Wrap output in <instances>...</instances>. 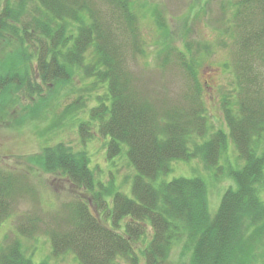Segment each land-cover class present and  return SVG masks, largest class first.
<instances>
[{
    "label": "trees",
    "instance_id": "obj_1",
    "mask_svg": "<svg viewBox=\"0 0 264 264\" xmlns=\"http://www.w3.org/2000/svg\"><path fill=\"white\" fill-rule=\"evenodd\" d=\"M0 1V95L23 89L34 108L39 112L42 106L44 112L46 91L75 94L77 80L82 97L66 112L69 120L88 115L77 126L81 140L107 138L108 161L125 146L136 172L132 198L115 193L109 207L84 151L74 153L57 144L35 158L45 173L60 175L89 197L65 204L66 220L47 232L54 257L71 253L79 264H115L120 259L162 264L173 246L183 245L180 256L190 253L187 264H264V62H254L264 60V0L234 4L235 96L233 101L224 97L221 109L241 166L228 173L232 187L213 214L201 179L158 183L174 162L200 158L209 169L226 150L227 134L210 133L198 81L200 62L188 58L190 48H166L167 57L175 54L174 62L165 58L160 70L177 73L185 93L158 109L127 70V54L134 58L143 53L132 1ZM161 21L158 28L166 30ZM25 191L20 178L0 172V226L10 216L11 201ZM25 225L18 228L19 235L34 237L37 221ZM0 264L34 263L15 240L0 248Z\"/></svg>",
    "mask_w": 264,
    "mask_h": 264
},
{
    "label": "rangeland",
    "instance_id": "obj_2",
    "mask_svg": "<svg viewBox=\"0 0 264 264\" xmlns=\"http://www.w3.org/2000/svg\"><path fill=\"white\" fill-rule=\"evenodd\" d=\"M130 1L134 3L132 11L139 22L143 53L134 58L130 53L127 54V70L132 78L138 80L139 90L157 102L158 109L164 103L166 106L176 103L185 93L182 78L177 73L160 70L159 62L165 58L166 62H174L175 54L167 57L166 48L184 52L190 48L188 58L200 62L197 68L198 81L203 87L202 100L212 127L210 133L222 130L227 134L226 150L216 166L209 169L205 168L200 158L174 162L171 164V172L161 177L158 183L169 182L173 178L201 179L208 192L209 211L213 214L218 209L223 193L232 187L228 173L241 166L221 109L224 97L233 101L235 96L233 73L238 37L232 16L234 4L241 0ZM158 18L166 30L158 28ZM254 62L264 60L256 58ZM261 74L264 75V71ZM73 83L76 86L75 94L68 90L67 94L56 90L46 91L49 97L44 98L49 101L44 112L42 106L39 112L34 108L35 104L23 89H11L6 95H0V172L20 178L26 187L23 194L16 195L14 201H11L10 216L0 226V248L15 240L19 241L23 255L34 264H79L71 253L54 257L47 232L54 227V223L66 220L65 204L79 198H89L60 175L43 171L35 158L44 149L63 144L74 153H87L90 161L88 167L95 173L102 200L109 207L115 193L132 198L131 187L136 172L128 161L126 147L122 146L120 154L108 161L105 153V144L109 142L107 138L102 139L98 135L90 141H82L80 138L77 126L79 121L86 122L88 115L80 114L74 120L68 119L66 107L73 104L79 95L82 97L83 92L77 80ZM55 92L59 93L53 97ZM35 96L34 99H38ZM92 103L93 99L88 106ZM262 147L264 138L261 140ZM55 219L59 222H53ZM30 220L33 224L37 221L34 237L20 236L18 228L26 226L25 223ZM182 249L183 245L173 246L170 256L162 264H187L190 253L187 251L180 256ZM138 250L139 247H136L135 252L141 259ZM115 264L130 262L120 259ZM140 264L145 263L141 260Z\"/></svg>",
    "mask_w": 264,
    "mask_h": 264
}]
</instances>
